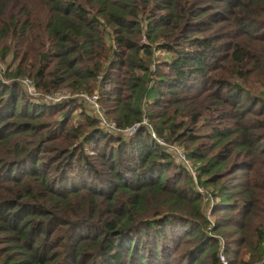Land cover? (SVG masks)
I'll list each match as a JSON object with an SVG mask.
<instances>
[{
    "label": "trees",
    "instance_id": "trees-1",
    "mask_svg": "<svg viewBox=\"0 0 264 264\" xmlns=\"http://www.w3.org/2000/svg\"><path fill=\"white\" fill-rule=\"evenodd\" d=\"M10 8L0 0V264H221L220 248L261 263L264 0ZM23 77L40 94L96 90L116 128L138 125L102 132L87 109L74 123L81 103L35 100Z\"/></svg>",
    "mask_w": 264,
    "mask_h": 264
},
{
    "label": "built area",
    "instance_id": "built-area-1",
    "mask_svg": "<svg viewBox=\"0 0 264 264\" xmlns=\"http://www.w3.org/2000/svg\"><path fill=\"white\" fill-rule=\"evenodd\" d=\"M152 67V66H151ZM23 84H25V86L29 89V87L31 88L30 92H27L26 94L29 95L30 97H32L35 100L41 101V102H46V103H57V102H61L64 99H69V98H75V99H79L80 103L83 102L82 104L85 105L86 109H88L87 111L96 119L97 122V127L99 130H101L102 132H106V133H124V134H129L132 132V130L135 128L136 125L130 126L128 128H123V129H118L115 126V123L112 119L108 118L105 116V114L103 113V111L101 110L100 106H99V102H98V94L97 91L94 90L91 94H85V93H80V94H75V95H71L68 92H64V95L58 94V91H54L51 93H47V94H40L39 92L35 91L34 88H32V83L30 81V79L26 78L23 81ZM28 91V90H27ZM145 107V103L142 105V108ZM139 124L145 125L148 129L149 135L151 138H153L155 140V142L157 143L158 146H161L171 157V159L174 160L175 163L181 164L182 166H184L192 175V178H194V173L193 170L188 162V160L186 159L185 153L182 150V148H180L179 146H176L174 144H169L168 142H166L163 138L158 137L154 130L152 129V127L147 123V120L145 117H143L140 121ZM197 190L199 192H203V199L204 201H206L208 204V210L210 209V206L212 204V198L210 197L209 193L205 190H202L201 188H197ZM208 220L210 221V219L208 218ZM218 258L221 262V264H227L226 258L222 252V248H220L219 252H218ZM259 264H264V260L259 263Z\"/></svg>",
    "mask_w": 264,
    "mask_h": 264
},
{
    "label": "rangeland",
    "instance_id": "rangeland-1",
    "mask_svg": "<svg viewBox=\"0 0 264 264\" xmlns=\"http://www.w3.org/2000/svg\"><path fill=\"white\" fill-rule=\"evenodd\" d=\"M36 1L37 0H4V3H6V5H7L8 8L9 7L14 8L17 5V3H19V2H22L24 4H35ZM12 8H10V11L12 10ZM140 41L144 42L145 39L142 38V39H140ZM154 54L156 56V60H158V61H162L165 58H167V54L161 53L160 51H154ZM9 61L10 60H9V57L8 56H7V58L5 60H3V61L0 60V80L5 79L2 75H3V71H5V66L9 64ZM25 79H26V77L16 78V80L18 81V83L21 85L20 87H21L22 92L27 93V92H30L31 88L29 87V89H28L25 86V84H23V81ZM5 80H7V82L10 81V79H8V78H6ZM32 88H33V86H32ZM57 91H58V94L59 95H61V94L64 95V92H67L66 90H63V89H59ZM64 100H66V99H64ZM64 100H62V101H64ZM76 101H77V103L80 104V100L79 99H76ZM82 103L83 102H81V104ZM81 104L79 105L80 107L78 109H76L74 112L71 113V120L73 119L72 122H74V123L75 122H78L80 120V118H81L80 117V110H86L85 105H81ZM121 135H123L124 137L125 136L127 137L128 135H130V133L129 134L128 133L127 134L122 133ZM207 206H208V204H207ZM207 206H206V204H204L205 216L207 217V219L209 218V219L213 220L214 215L211 216L209 214V210H208V207ZM206 208H207V211H206Z\"/></svg>",
    "mask_w": 264,
    "mask_h": 264
}]
</instances>
